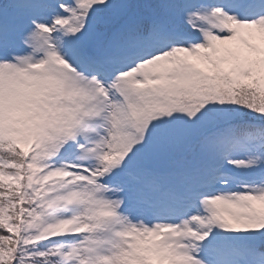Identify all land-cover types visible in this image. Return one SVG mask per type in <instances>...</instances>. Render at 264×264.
I'll use <instances>...</instances> for the list:
<instances>
[{
	"label": "snow or ice",
	"instance_id": "snow-or-ice-1",
	"mask_svg": "<svg viewBox=\"0 0 264 264\" xmlns=\"http://www.w3.org/2000/svg\"><path fill=\"white\" fill-rule=\"evenodd\" d=\"M0 264H264V0H0Z\"/></svg>",
	"mask_w": 264,
	"mask_h": 264
}]
</instances>
